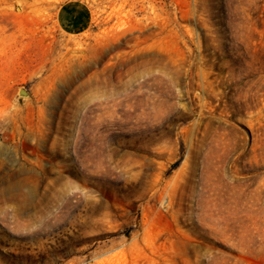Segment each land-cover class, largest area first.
Here are the masks:
<instances>
[{"label": "rangeland", "instance_id": "rangeland-1", "mask_svg": "<svg viewBox=\"0 0 264 264\" xmlns=\"http://www.w3.org/2000/svg\"><path fill=\"white\" fill-rule=\"evenodd\" d=\"M0 0V264H264V0Z\"/></svg>", "mask_w": 264, "mask_h": 264}, {"label": "crops", "instance_id": "crops-1", "mask_svg": "<svg viewBox=\"0 0 264 264\" xmlns=\"http://www.w3.org/2000/svg\"><path fill=\"white\" fill-rule=\"evenodd\" d=\"M55 19L65 33L78 34L91 27L94 12L86 0H65L58 6Z\"/></svg>", "mask_w": 264, "mask_h": 264}]
</instances>
